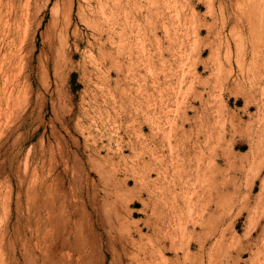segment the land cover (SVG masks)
I'll return each mask as SVG.
<instances>
[{
    "label": "rangeland",
    "instance_id": "1",
    "mask_svg": "<svg viewBox=\"0 0 264 264\" xmlns=\"http://www.w3.org/2000/svg\"><path fill=\"white\" fill-rule=\"evenodd\" d=\"M263 181L264 0H0V264H264Z\"/></svg>",
    "mask_w": 264,
    "mask_h": 264
},
{
    "label": "bare ground",
    "instance_id": "2",
    "mask_svg": "<svg viewBox=\"0 0 264 264\" xmlns=\"http://www.w3.org/2000/svg\"><path fill=\"white\" fill-rule=\"evenodd\" d=\"M102 2V0H83V5H84V9H86L87 10V12L88 11H90V12H92V10H93V8H94V3H101ZM244 2V1H243ZM98 5V4H97ZM238 6H239V4H238ZM246 7V6H245ZM80 8V7H79ZM82 9V8H81ZM222 9V8H221ZM55 10V9H54ZM249 11V10H248ZM64 12V11H63ZM52 13H54V12H52ZM70 14V13H69ZM256 14V13H255ZM67 17V16H66ZM259 17V16H258ZM239 19V18H238ZM237 19V20H238ZM259 19H260V17H259ZM247 21V20H246ZM260 21V20H259ZM244 23V22H243ZM242 23V24H243ZM246 26H249V24L248 25H246ZM259 27V26H258ZM249 28H251V27H249ZM245 29V28H244ZM197 33H200V31H198ZM237 34H238V31H237ZM235 36H236V34H235ZM234 36V37H235ZM238 39H241V37L240 36H238ZM249 40H250V38H249ZM241 42V41H240ZM236 43V42H235ZM237 43H239V42H237ZM244 43V42H243ZM250 43H251V40H250ZM245 44V43H244ZM237 46V45H236ZM241 46V45H240ZM238 47L236 50H238V52H237V60H238V64H239V67H241V75L239 76V77H242L243 76V72H244V63H245V60H246V53L245 52H242V48L241 47ZM250 48H252L251 47V45H250ZM253 48H254V45H253ZM251 50V49H250ZM254 51H255V49H253ZM253 50H251V51H253ZM229 53V52H228ZM251 53V52H250ZM254 54H255V52H253ZM252 54V53H251ZM253 54V55H254ZM236 56V55H235ZM254 57V56H253ZM252 59V58H251ZM247 61V60H246ZM248 62V61H247ZM252 62V61H251ZM253 63V62H252ZM250 66V64L248 65V67ZM248 67H245V70L248 68ZM254 67V66H253ZM232 69V68H231ZM263 183H264V181L262 182V185H263ZM249 196V195H248ZM187 249H188V251L189 250H191V245L189 244L188 246H187Z\"/></svg>",
    "mask_w": 264,
    "mask_h": 264
}]
</instances>
